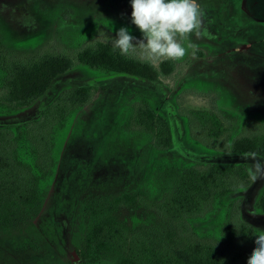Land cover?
Wrapping results in <instances>:
<instances>
[{"label":"rangeland","instance_id":"obj_1","mask_svg":"<svg viewBox=\"0 0 264 264\" xmlns=\"http://www.w3.org/2000/svg\"><path fill=\"white\" fill-rule=\"evenodd\" d=\"M204 1L214 3V28L223 31L231 26L226 9L252 25L259 18L257 24L264 28V11L257 10L261 0ZM16 3L0 0V116L20 110L3 100L9 79L44 58H62L73 66L57 81L51 99L84 83H91L93 89L86 103L62 112L52 110L51 125L44 128L49 145L45 164L33 148L38 146L33 131L10 128L12 155L38 179L37 196L12 218L0 214V264H124L138 238L177 252L209 247L217 264H248L256 247L247 238L248 228L253 238L264 233V217L257 216L264 215L258 207L260 178L233 179L224 188H213L203 206L180 218H172L164 207L177 179L190 168L205 166L193 158L229 161L226 156L234 140L264 135V76L262 86L250 88L254 83L245 69L236 71L224 46L206 37L200 24L198 34L189 33L180 41L185 55L171 60L169 75L159 76L164 89L159 92L136 77L108 75L78 61L83 50L98 43L120 54L111 40L122 26L141 38L130 22L131 6L123 7L124 0ZM234 35L232 41L238 39V33ZM241 46L231 47L233 56L258 55ZM124 56L145 61L139 49ZM146 62L158 68L160 61ZM259 67L258 77L264 74V62L259 61ZM144 104L164 120L167 107L173 108L172 120L183 132L175 138L176 147L163 127L140 118L138 110ZM195 110L214 112L224 132L209 137L207 129L188 114ZM245 165L249 173L252 164ZM123 195L134 201L116 205L115 199ZM106 219L122 229V237L116 235L118 241H107L98 252L94 245L87 248L88 234ZM103 230L108 233L109 227Z\"/></svg>","mask_w":264,"mask_h":264},{"label":"trees","instance_id":"obj_2","mask_svg":"<svg viewBox=\"0 0 264 264\" xmlns=\"http://www.w3.org/2000/svg\"><path fill=\"white\" fill-rule=\"evenodd\" d=\"M78 61L89 68L102 70L108 75L134 76L145 81L140 82L141 84L156 88L159 92L164 91L158 80L159 76L169 75L173 71L171 60L160 61L158 68H155L149 62L114 53L103 43H98L93 49L83 50L78 55ZM72 67L71 62L62 58H44L31 70L17 71L14 78L9 79L6 85L4 102L20 110L14 114L0 116V214H3V218L4 216L12 218L21 209L32 205L37 196L38 179L29 174L30 170L26 164L17 163L12 155L10 128L23 126L33 131L32 138L38 145L37 147L34 145L33 148L39 154L40 163L45 164L49 157V145L44 128L51 125L52 110L62 112L71 109L74 105L86 103L92 95V84L84 83L51 99V90ZM167 109V120L157 116L146 104L139 108L138 115L150 125L156 123L163 127L168 132L169 141L174 144L176 136H181L183 132L178 130L172 120L170 113L173 108L167 107ZM188 114L201 127L207 129L209 137L217 138L225 130L214 112L195 110L188 111ZM176 146L177 144H174V147ZM179 151L184 155H190L185 150L179 149ZM231 151L226 156L229 161L225 162L216 161L214 157L204 162H202L203 157L193 158L205 166L190 168L185 176L177 179L170 192V199L165 203V212L172 218H180L203 206L210 199L213 188H224L230 185L233 179H248L250 175L245 163L252 164L249 155L252 152L264 157V135L238 138L231 143ZM132 201L134 200L131 195H123L116 198L114 203L120 205ZM258 207L264 214V179L258 197ZM243 225L247 227L244 222ZM106 226L109 227L108 233L103 230ZM100 235L102 238L99 240ZM116 235L122 237V229L116 227L111 219H106L101 225L92 228L86 238V247L92 248L94 245V250L98 252L107 241H118ZM247 238L255 242L250 228ZM93 239H96L94 244ZM136 241L135 246L134 244L131 246L123 259L124 264H217L215 253L209 247L195 246L194 250L184 248L177 252L153 247L142 238Z\"/></svg>","mask_w":264,"mask_h":264},{"label":"clouds","instance_id":"obj_3","mask_svg":"<svg viewBox=\"0 0 264 264\" xmlns=\"http://www.w3.org/2000/svg\"><path fill=\"white\" fill-rule=\"evenodd\" d=\"M130 22L141 33L133 36L127 27L116 30L111 45L114 51L126 55L139 49L145 61L178 60L185 55L183 40L196 32L201 24L202 10L197 0H129ZM135 41V43H133ZM252 180L264 176V157L256 152L249 154ZM256 247L248 258V264H264V233L254 236Z\"/></svg>","mask_w":264,"mask_h":264},{"label":"flooded vegetation","instance_id":"obj_4","mask_svg":"<svg viewBox=\"0 0 264 264\" xmlns=\"http://www.w3.org/2000/svg\"><path fill=\"white\" fill-rule=\"evenodd\" d=\"M11 1V0H8ZM17 0H12L13 3H16ZM231 2V1H230ZM243 2V1H242ZM229 5L231 3L227 2ZM19 4V3H18ZM128 0H124L123 7H127ZM214 3L209 1L201 0L200 2V9L203 12V15L201 17V27H202V33L207 34L209 38L213 42H215L216 45L224 46L226 49V53L228 55V59H230V65L233 66L236 71H240L241 69H245V74L248 76V79L251 77L252 81L251 83H254L253 85L249 84L250 88H258L259 83L261 82V79L263 78L264 74L262 76L258 77V70L259 67V61L264 62V28L262 29V24H257L258 22H261V19H253L254 24L252 25L247 21L245 18H241L237 14V16H233L232 14H235L230 11V9H226V19L230 22L231 26H228L225 30L214 28V22L212 20V8H214ZM17 5V3H16ZM222 6V4L220 5ZM230 8V7H229ZM233 10L235 11L234 7ZM258 11H264V0H261L260 6L257 8ZM232 14H231V13ZM211 13V15H209ZM256 25V26H254ZM238 33V39L236 41H232L231 37L235 40V35ZM206 35V37H207ZM246 35V36H245ZM243 37V38H241ZM219 43V44H217ZM240 43L242 46V49H250L252 51H257L258 55L254 56L253 58H243L242 56H233L235 53V49H231V47L234 44ZM238 51V50H237ZM258 59V60H256ZM237 64V65H236ZM257 74V75H256ZM264 79V78H263ZM264 176L260 179L261 181V187L263 184ZM258 219L263 218L264 215H257ZM263 223V221H262Z\"/></svg>","mask_w":264,"mask_h":264},{"label":"water","instance_id":"obj_5","mask_svg":"<svg viewBox=\"0 0 264 264\" xmlns=\"http://www.w3.org/2000/svg\"><path fill=\"white\" fill-rule=\"evenodd\" d=\"M134 77V76H133Z\"/></svg>","mask_w":264,"mask_h":264}]
</instances>
